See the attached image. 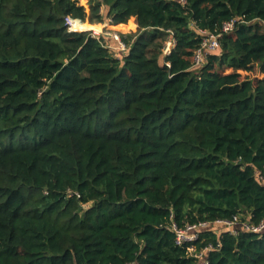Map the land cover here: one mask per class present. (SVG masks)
<instances>
[{"label":"trees","instance_id":"16d2710c","mask_svg":"<svg viewBox=\"0 0 264 264\" xmlns=\"http://www.w3.org/2000/svg\"><path fill=\"white\" fill-rule=\"evenodd\" d=\"M82 1L0 0V264H203L172 223L264 220V0ZM195 245L264 264V234Z\"/></svg>","mask_w":264,"mask_h":264},{"label":"built area","instance_id":"2783aa9c","mask_svg":"<svg viewBox=\"0 0 264 264\" xmlns=\"http://www.w3.org/2000/svg\"><path fill=\"white\" fill-rule=\"evenodd\" d=\"M185 3V0H181ZM237 20L225 23L222 29V33H229L233 31L237 25ZM111 20H107L103 25H97L100 27L99 31H92L94 37H99L101 34H104L110 38L116 40V46H110L115 57L121 58L122 55H125L128 52V46L123 42L121 38V33L118 31L110 30L112 25ZM89 23H84L80 20L73 19L71 17L66 18V25L68 31L71 33H80L88 32L83 31L82 28L84 25ZM222 33H211L208 31H201L202 42L199 49L196 51L194 59V68L202 69L210 55L217 54L220 49V37ZM176 41L171 37L165 46L166 56H169L172 51L175 49ZM215 228H223L222 232H229L232 235L237 236L239 232L253 233V234H264V220L260 222H254L252 218L237 215L233 220H218L216 222H201L199 224L186 225L184 227H179L176 223H172L169 229L174 232L176 236V244L179 247L185 248L187 255L194 257L200 260H203V264H209L205 257L209 251L213 250V247H207L201 251H198L195 243L200 240V235L205 231H214ZM221 232V233H222ZM217 233V232H216ZM219 233V235L221 234ZM218 234V233H217Z\"/></svg>","mask_w":264,"mask_h":264},{"label":"rangeland","instance_id":"374dc122","mask_svg":"<svg viewBox=\"0 0 264 264\" xmlns=\"http://www.w3.org/2000/svg\"><path fill=\"white\" fill-rule=\"evenodd\" d=\"M82 2H84L83 4H86V8H88V5H87V0H84V1H82ZM103 13H105L104 11H103ZM133 26H126V27H122V28H120L119 30H121V32H124V33H129V31L130 32H132L133 30ZM92 32V31H91ZM93 33V32H92ZM94 34V33H93ZM215 230H216V232L219 234V233H221L222 232V230H223V228H215Z\"/></svg>","mask_w":264,"mask_h":264}]
</instances>
